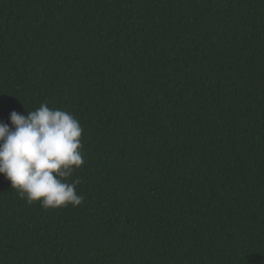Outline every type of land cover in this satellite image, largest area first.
Segmentation results:
<instances>
[{"label": "trees", "instance_id": "trees-1", "mask_svg": "<svg viewBox=\"0 0 264 264\" xmlns=\"http://www.w3.org/2000/svg\"><path fill=\"white\" fill-rule=\"evenodd\" d=\"M83 127V203L0 175V264H264V0H0V121Z\"/></svg>", "mask_w": 264, "mask_h": 264}, {"label": "clouds", "instance_id": "clouds-1", "mask_svg": "<svg viewBox=\"0 0 264 264\" xmlns=\"http://www.w3.org/2000/svg\"><path fill=\"white\" fill-rule=\"evenodd\" d=\"M9 121H0V175L11 188L45 209L81 205L80 181L72 179L85 163L80 121L46 104L26 116L13 110Z\"/></svg>", "mask_w": 264, "mask_h": 264}]
</instances>
